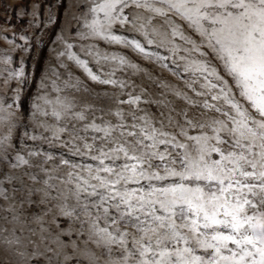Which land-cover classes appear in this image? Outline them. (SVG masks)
Returning a JSON list of instances; mask_svg holds the SVG:
<instances>
[{
  "label": "snow or ice",
  "instance_id": "snow-or-ice-1",
  "mask_svg": "<svg viewBox=\"0 0 264 264\" xmlns=\"http://www.w3.org/2000/svg\"><path fill=\"white\" fill-rule=\"evenodd\" d=\"M131 8L152 14L146 20L139 15L132 17L134 30L149 46L155 43L147 31L152 21L157 17L166 21L171 36L170 57L157 59L175 57L181 50L186 53L180 57L183 71L193 78L185 79L183 89L170 91L187 107L177 110L173 102L148 98L143 88L136 94L127 93V99L108 97L116 105L110 111L117 123L104 121L101 126L85 122L84 130L102 133V142L111 144L104 151L102 143L99 155L91 157L93 160L100 159L101 165L105 159L124 162L117 168H97L95 173L87 169L88 179L77 176L74 188L60 195L67 199L70 194L77 202L82 195L85 200L99 195V201L92 205L96 216H92L87 204L80 207L92 219L89 231L94 242L103 244L109 253L112 245L120 249L119 260L113 264H264V0H101L93 4L89 9L93 18L85 17L83 25L91 36L108 44L131 47L151 59L153 54L135 37L114 34L115 25L121 29L128 25L129 18L122 13ZM97 12L103 13L102 20L95 16ZM170 17L185 23L200 42L186 36L181 25ZM135 22H139L138 28ZM152 34H157L155 29ZM78 35L85 38L83 33ZM176 39L190 47H177ZM59 40H65L63 32ZM65 47L70 50L72 45ZM85 54L94 56L98 65L101 61L126 63L123 56L100 55L93 45ZM193 54L197 58H192ZM68 59L96 84L118 86L121 90L128 87L125 81L112 79L114 71L103 76L99 69L94 73L87 60L70 51ZM129 67L139 71L136 64ZM80 84L77 79L69 86L79 89ZM141 104L156 105L157 113L141 108ZM124 105L131 106V110L125 113ZM62 107L70 112L73 106ZM91 108L86 104L72 115L86 121ZM188 109L200 110L203 119L189 118ZM209 112L218 115L206 118ZM54 115L59 119L58 112ZM189 130L199 131L190 135ZM7 141L8 137H3L2 142ZM82 148L84 151L75 147V153L96 150L86 142ZM17 160L27 163L21 156ZM37 167L44 170L43 165ZM101 172L107 175L101 176ZM93 180L96 183L90 182ZM142 180L148 182L147 191L127 188ZM121 184L125 185L123 191ZM40 191L43 195L38 202L44 203L49 193L46 188ZM62 211L71 215L63 206ZM110 212L111 230L107 226L100 228L96 221L100 215L108 218ZM71 246L75 248V243ZM197 249L203 255L197 254Z\"/></svg>",
  "mask_w": 264,
  "mask_h": 264
},
{
  "label": "rangeland",
  "instance_id": "rangeland-1",
  "mask_svg": "<svg viewBox=\"0 0 264 264\" xmlns=\"http://www.w3.org/2000/svg\"><path fill=\"white\" fill-rule=\"evenodd\" d=\"M99 2L101 0H0V117L3 118L0 119V264H36L37 260L39 264H113L118 261L120 249L116 245L111 246L112 252L109 253L103 244L94 242L89 231L92 219L85 216L80 207L87 204L92 216H96L92 205L99 201V195L87 200L82 195L79 202L70 194L67 199L60 195L74 188L77 176L88 179L87 169L95 173L97 168H117L124 162L113 163L105 159L101 165L100 159L93 160L91 157L99 155L102 143L104 151H108L111 144L102 142V133L91 129L85 131L84 124L95 122L103 126L104 121L117 123V118L110 111H114L116 105L108 97L119 95L121 99H127V93H139L141 88L148 98L173 102L177 110L187 107L170 91L172 88L183 89L185 79L193 78L183 71L184 61L180 57L186 53L181 50L175 57L162 61L157 59L170 57L168 49L172 45L168 43L171 36L166 21L157 17L147 29L149 38L155 41L151 46L145 43L139 31L134 30L132 20L136 15L146 20L152 15L150 12L124 9L122 15L129 18L128 25L123 29L119 25L114 26V34L129 39L135 37L146 51L153 54L151 59H145L131 47L108 44L89 34L83 26L85 17L87 20L93 18L89 9ZM37 4L39 8L34 7ZM156 6L160 5L157 3ZM95 16L103 19L102 12L95 13ZM170 18L181 25L186 36L200 42L185 23L175 17ZM135 26L138 28L139 22H135ZM153 29L156 35L152 34ZM61 32L64 41L59 40ZM78 33H83L85 38L81 39ZM159 43L165 46L157 47ZM66 44H71L72 48L66 49ZM175 44L180 47L183 41L176 39ZM89 45H93L94 51L98 50L100 55L123 56L126 63L101 61L98 65L94 56L85 54ZM69 51L87 60L94 73L99 69L103 76L114 71L112 79L125 81L128 87L121 90L118 86L92 82L68 59ZM61 52L63 56L59 55ZM192 58H197V55L193 54ZM130 64L138 65L139 71L129 67ZM77 79L81 82L79 89L69 86ZM68 104L73 106L70 112L62 107ZM86 104L92 108L86 113L87 120L79 121L72 113L81 111ZM122 107L125 113L131 110L128 105ZM140 107L157 113L156 105L141 104ZM57 112L59 119L54 115ZM188 112L189 118L203 119L198 109H188ZM217 115L209 112L206 118ZM198 131L189 130V134L197 135ZM5 136L8 137L7 143L2 142ZM77 136L81 139H74ZM67 141L73 143L68 144ZM85 142L96 150L83 155L75 153V147L84 151L82 144ZM160 150L163 151V147ZM18 156L27 163H19ZM48 157L52 159L47 160ZM213 158L218 157L213 154ZM61 160L67 164H61ZM37 165H43L44 170ZM69 172L73 173L71 177ZM90 182L96 183L94 180ZM45 188L49 195L44 203H39L43 195L40 190ZM124 188L125 185L121 184L120 190ZM127 188L147 191L148 182L142 180L138 184L127 185ZM98 192L103 194L102 189ZM62 206L71 212L70 216L63 214ZM111 216L112 212L108 218L100 215L96 224L111 230ZM128 239L130 247L131 237ZM73 242L75 248L71 246ZM34 252L42 255L33 256ZM197 254L203 255L198 249ZM65 256L69 257L67 261Z\"/></svg>",
  "mask_w": 264,
  "mask_h": 264
}]
</instances>
